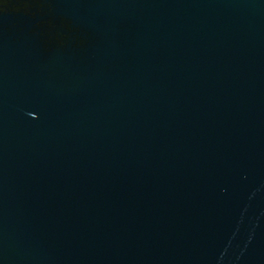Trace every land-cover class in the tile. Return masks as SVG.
I'll use <instances>...</instances> for the list:
<instances>
[{
    "label": "water",
    "instance_id": "1",
    "mask_svg": "<svg viewBox=\"0 0 264 264\" xmlns=\"http://www.w3.org/2000/svg\"><path fill=\"white\" fill-rule=\"evenodd\" d=\"M0 0V264H264V0Z\"/></svg>",
    "mask_w": 264,
    "mask_h": 264
},
{
    "label": "flooded vegetation",
    "instance_id": "2",
    "mask_svg": "<svg viewBox=\"0 0 264 264\" xmlns=\"http://www.w3.org/2000/svg\"><path fill=\"white\" fill-rule=\"evenodd\" d=\"M2 3L7 10L27 11L30 12L34 9V4L25 2L23 0H2Z\"/></svg>",
    "mask_w": 264,
    "mask_h": 264
}]
</instances>
